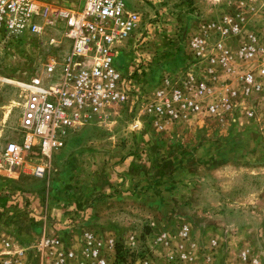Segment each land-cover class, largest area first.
I'll return each instance as SVG.
<instances>
[{
  "label": "rangeland",
  "instance_id": "1",
  "mask_svg": "<svg viewBox=\"0 0 264 264\" xmlns=\"http://www.w3.org/2000/svg\"><path fill=\"white\" fill-rule=\"evenodd\" d=\"M126 3L142 24L119 47L118 62L145 102L136 116L113 108L94 118L42 179L12 168L2 153L20 137L17 83L41 70L47 45L22 39L0 51V260L55 264L57 250L41 247L55 239L75 254L67 264H97L95 249L108 264H243L244 253L264 262V90L240 94L218 118L170 124L144 112L166 78L177 83L194 68L192 36H206L211 50L223 41L236 54L243 38H222L220 29L225 17L240 16L245 32L264 40V0ZM241 69L220 76L217 97L239 90Z\"/></svg>",
  "mask_w": 264,
  "mask_h": 264
},
{
  "label": "built area",
  "instance_id": "2",
  "mask_svg": "<svg viewBox=\"0 0 264 264\" xmlns=\"http://www.w3.org/2000/svg\"><path fill=\"white\" fill-rule=\"evenodd\" d=\"M74 1L78 5L0 0V51L22 39H38L47 45L41 70L17 83L22 98L20 137L9 142L2 153L12 168L24 167L38 179L46 176L56 152L94 118L113 108L136 116L145 102L118 62L119 47L141 28V14L129 10L126 0ZM243 22L240 16L225 17L220 29L222 38H243L236 54L223 41L211 50L206 36H192L189 47L195 57L194 68L177 83L166 78L144 112L158 123L170 124L193 116L218 118L236 105L240 94L264 90L263 36L245 32ZM237 66L244 67L239 90H229L226 98L217 97L220 76L233 75ZM87 241L95 247L92 237ZM41 245L51 254L57 250L55 264L75 259L73 252L62 251L59 240L46 239ZM92 256L97 264H108L98 249ZM180 257L182 262L188 260L185 253ZM241 261L264 264L247 253ZM0 264L13 261L2 259ZM141 264L152 263L144 260Z\"/></svg>",
  "mask_w": 264,
  "mask_h": 264
},
{
  "label": "bare ground",
  "instance_id": "3",
  "mask_svg": "<svg viewBox=\"0 0 264 264\" xmlns=\"http://www.w3.org/2000/svg\"><path fill=\"white\" fill-rule=\"evenodd\" d=\"M19 83H21V82H19ZM19 83H18V84H19Z\"/></svg>",
  "mask_w": 264,
  "mask_h": 264
}]
</instances>
